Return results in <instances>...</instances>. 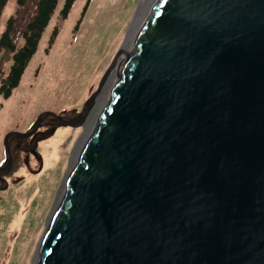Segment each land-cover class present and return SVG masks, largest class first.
I'll list each match as a JSON object with an SVG mask.
<instances>
[{
	"label": "water",
	"instance_id": "95a60500",
	"mask_svg": "<svg viewBox=\"0 0 264 264\" xmlns=\"http://www.w3.org/2000/svg\"><path fill=\"white\" fill-rule=\"evenodd\" d=\"M49 219L35 264H264V0L156 2Z\"/></svg>",
	"mask_w": 264,
	"mask_h": 264
},
{
	"label": "rangeland",
	"instance_id": "374dc122",
	"mask_svg": "<svg viewBox=\"0 0 264 264\" xmlns=\"http://www.w3.org/2000/svg\"><path fill=\"white\" fill-rule=\"evenodd\" d=\"M140 1L75 0L68 17L63 19L60 11L64 0H59L19 85L8 97L0 94V176L8 181L6 188L5 182H0V264H35L49 217L59 199L57 193L73 161L71 156L55 192L60 163H65L69 154L64 153L63 159L47 170L42 168L46 155L44 144L60 128L70 127L83 133L81 124H55L54 127V115L72 117L81 112L118 53ZM31 5L29 3L24 9L27 13L31 11ZM16 10L17 0H7L0 16V36L7 19ZM20 14L19 19L22 18ZM54 27L58 29V35L47 52L45 49ZM15 40L19 47L24 43L20 35ZM11 64L12 53L0 49L3 70L0 84ZM44 112L50 114L41 118V126L31 136L9 137L8 153L6 135L10 131L28 133L35 130L37 120ZM66 137L64 152L71 143V138ZM27 168L37 177L28 180L29 189L24 200L20 189L26 183L24 171ZM51 174L56 176L54 180Z\"/></svg>",
	"mask_w": 264,
	"mask_h": 264
},
{
	"label": "bare ground",
	"instance_id": "6f19581e",
	"mask_svg": "<svg viewBox=\"0 0 264 264\" xmlns=\"http://www.w3.org/2000/svg\"><path fill=\"white\" fill-rule=\"evenodd\" d=\"M158 0H141L139 5L136 8V12L134 15V18L132 22L129 25L128 30L126 31L124 38L123 35L121 38H123L122 45L119 47L118 51H121V48L123 49L121 55H119L115 65L111 69V72L107 79L105 80L103 86L101 87L99 93L95 97V100L93 102V105L90 109V111L84 116L83 120L81 121V127L80 130L83 128V133H80L77 129H71L70 127H65V128H60L56 134L50 139L49 142L45 143V149H46V155H45V160L42 168H52L55 164L58 163L60 159H63L64 153H68L69 157L65 159V163L61 162L59 166V173L57 177V183L55 186V192L58 190L59 184H61V181L64 178L65 172L67 170V167L69 165L71 156L72 162L70 163V167L68 169V172L64 178L63 184L60 187L57 196L59 195V199L56 200L55 205L59 202V200L64 196L67 185L70 179V175L72 170L74 169L79 156H81L82 151L84 149V146L89 139L90 135L92 134L97 121L99 120L101 113L106 106L107 101L109 100V97L116 85V82L119 78V75L122 71V68L128 58L129 53L131 52L132 47L134 46L139 32L142 28V25L144 22L147 20L149 17L154 5L156 4ZM7 12L9 10H6ZM70 117V116H68ZM66 136H69L71 139V143L68 144V149L66 152L63 151V146L65 145ZM78 144V145H77ZM78 146V149H77ZM51 148V149H50ZM75 154V156H73ZM34 160V159H33ZM31 169V168H30ZM28 168L25 169V179L26 183L23 184L21 187L20 191L23 193V198L25 200V194L27 193L29 187V179L30 178H36V176H33L30 172H28ZM53 176V179L56 177L55 175L51 174ZM60 193V194H59ZM55 194V193H54ZM16 202L13 200V203ZM50 218V217H49ZM18 220L20 221V216L18 217ZM44 221V219H43ZM42 221V224H43ZM50 221V219H49ZM48 221V223H49ZM41 224V227H42ZM41 227H40V232H41ZM47 231V230H46ZM45 231V232H46ZM40 234V233H39ZM39 237V236H38ZM36 238V240L38 239ZM45 237V233H44ZM43 237V240H44ZM41 241V244L43 242ZM40 248V247H39ZM39 252V251H38Z\"/></svg>",
	"mask_w": 264,
	"mask_h": 264
},
{
	"label": "trees",
	"instance_id": "16d2710c",
	"mask_svg": "<svg viewBox=\"0 0 264 264\" xmlns=\"http://www.w3.org/2000/svg\"><path fill=\"white\" fill-rule=\"evenodd\" d=\"M74 2L75 0H64V5L60 11L61 18L68 17ZM6 3L7 0H0V16ZM29 3L32 4L30 6L31 11L27 13L24 9L28 7ZM58 3L59 0H17L16 13L9 16L5 29L0 36V49L12 53V64L9 67L8 74L0 84V94L4 97H8L14 88L19 85L25 69L37 52L41 37L49 26ZM19 14L22 16L21 19H19ZM19 35L24 40L20 47L15 40ZM57 35L58 29L54 27L45 51L48 52ZM2 74L3 70L0 65V76ZM1 181L4 182L0 178Z\"/></svg>",
	"mask_w": 264,
	"mask_h": 264
}]
</instances>
